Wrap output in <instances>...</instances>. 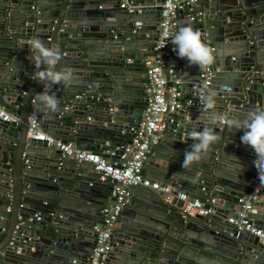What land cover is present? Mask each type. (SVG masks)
<instances>
[{
  "label": "water",
  "instance_id": "obj_1",
  "mask_svg": "<svg viewBox=\"0 0 264 264\" xmlns=\"http://www.w3.org/2000/svg\"><path fill=\"white\" fill-rule=\"evenodd\" d=\"M161 1L127 0V12L119 0H0V103L21 119L18 126L0 120V264L89 261L111 185L96 173L91 180L88 163L59 158L58 149L27 138L26 117L34 115L46 133L71 138L81 149L120 154L117 147L128 141L121 130L137 125L143 109L141 59L153 55ZM196 11L200 18L190 21ZM177 18L179 28L199 31L213 49L212 76L203 85L201 68L173 51L181 68L180 101L189 104L170 115L145 167L152 179L212 212L183 218L182 200L134 186L141 196L131 193L117 215L103 264H264L257 237L223 221L258 172L254 150L241 143L243 130L220 123L223 116L242 121L253 110L264 111V0H197L191 9L178 10ZM34 37L58 48V69L74 74L70 85H53L60 100L54 113L37 111L33 103L43 89L31 78ZM209 94L211 108L204 102ZM72 102L74 108H65ZM215 116L220 120L213 124ZM204 127L219 139L200 162L182 168L193 143L187 137ZM252 214L264 228V186Z\"/></svg>",
  "mask_w": 264,
  "mask_h": 264
},
{
  "label": "built area",
  "instance_id": "obj_2",
  "mask_svg": "<svg viewBox=\"0 0 264 264\" xmlns=\"http://www.w3.org/2000/svg\"><path fill=\"white\" fill-rule=\"evenodd\" d=\"M196 5L197 0H162L159 3L158 31L151 47L153 55L145 56L142 60L145 78L143 109L137 125H130L126 130H121V133H127L128 141L117 147L121 150L120 154L104 151L109 155L105 157L99 153L81 149L74 144L73 140L62 141L46 133L40 127L39 119L34 115L29 114L26 117L27 138L43 141L47 146L58 149L60 151L59 158H71L76 162L88 163L92 171L97 174L99 182H109L111 185L108 200L100 209L101 226L95 227L97 231L95 243L86 264H103V260L110 250V235L115 227L117 215L129 203L134 186L156 191L162 194L165 200L172 197L182 200L180 215L183 218L207 215L212 212L211 208H205L199 199L189 198L185 193L177 191L170 185L153 180L142 173L145 161L152 155L154 146L161 138L165 123L172 121L170 115L189 104L187 101L184 106L180 101L181 68L174 58L170 38L179 30L177 11L184 8L191 9ZM119 7L125 8L127 12L132 11V6L127 3V0H119ZM200 16L201 12L196 11L188 18L191 21L194 17L200 18ZM135 28L138 29L139 26ZM164 44L165 46H163ZM198 76L201 78L202 84L208 86L212 76L210 66L201 68ZM80 97L81 93L74 95L76 99ZM74 107L75 103L73 102L65 106L69 109ZM0 120L11 122L15 126L21 123L20 117L6 109L1 103ZM220 123H223V119L220 120ZM263 186L264 182H261L256 176L249 185L248 193L237 198L238 206L232 215L225 218V221L237 233L249 232L257 237L260 246L264 249V228L256 226L252 217V205L256 201L259 189ZM7 199H11V194L7 195ZM212 201L211 199L210 202ZM5 211H9V205L6 206ZM34 217L39 219V212H36Z\"/></svg>",
  "mask_w": 264,
  "mask_h": 264
},
{
  "label": "clouds",
  "instance_id": "obj_3",
  "mask_svg": "<svg viewBox=\"0 0 264 264\" xmlns=\"http://www.w3.org/2000/svg\"><path fill=\"white\" fill-rule=\"evenodd\" d=\"M170 42L177 56L187 59L190 65L204 68L215 61L213 49L202 41L201 33L192 27H180L178 32L170 38ZM29 47L33 53L31 62L35 69L31 78L39 80L43 85L42 91L35 93L33 103L37 106V111L47 110L54 113L60 107V100L52 91V87L60 83L70 85L73 80V71L68 67L58 69L57 65L62 58L59 49L46 46L45 42L38 37L31 39ZM204 102L211 108L215 100L209 94L205 95ZM219 120V116L213 117V124ZM223 123L232 129L243 130V135L240 137L241 143L254 150L256 154L254 165L258 172V179L264 182V111L253 110L242 121L224 117ZM187 139H191L193 143L184 153L182 168L200 162L219 137L212 127H204L200 131H192Z\"/></svg>",
  "mask_w": 264,
  "mask_h": 264
},
{
  "label": "crops",
  "instance_id": "obj_4",
  "mask_svg": "<svg viewBox=\"0 0 264 264\" xmlns=\"http://www.w3.org/2000/svg\"><path fill=\"white\" fill-rule=\"evenodd\" d=\"M146 56H148V55H146ZM142 60H143V58L141 59V62H142ZM143 77H144V75H143ZM222 118H224V116H223ZM161 136H162V135H161ZM69 140H72V139L69 138ZM153 154H154V149H153V153H152V155H153ZM67 159H69V160H73V159H71V158H67ZM89 172H90V175H91V180L96 179V178H95V177H96L95 172L92 171V168H91V167H90V169H89ZM142 173L145 174L146 176H148V177H150V178L152 179V175L146 170L145 163H144V165H143V167H142ZM50 178L52 179V176H50ZM153 180H155V179H153ZM105 183H107V182H105ZM168 185H169V184H168ZM146 189L149 190V191H152V192H154V193H156V194H158V195H161V197H163L162 194H160V193H158V192H156V191H153V190L148 189V188H146ZM131 193H134V197H135V198L141 196V192H140V191L132 190ZM163 198H164V197H163ZM136 199H137V198H136ZM170 199H171V198H170ZM107 200H108V198H107ZM137 201H138V200H137ZM41 202H42V201H41ZM252 217H253V220H255V224H257L258 227H262V226H263V225H262V221H257V220L255 219V218H258L259 216H256L255 214H252ZM223 221L226 223L225 219H224Z\"/></svg>",
  "mask_w": 264,
  "mask_h": 264
}]
</instances>
